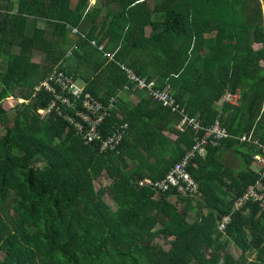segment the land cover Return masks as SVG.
<instances>
[{"label":"trees","instance_id":"16d2710c","mask_svg":"<svg viewBox=\"0 0 264 264\" xmlns=\"http://www.w3.org/2000/svg\"><path fill=\"white\" fill-rule=\"evenodd\" d=\"M92 39L137 74L169 87L204 123L220 115L234 136L254 130L264 140L259 0H0V264H264V211L257 202L234 211L225 233L218 228L235 196L259 176L251 168L256 148L232 137L194 158L189 171L200 184L197 199L139 185L144 177H163L191 147L193 132L178 130L180 116L134 84L121 93L127 73ZM55 66L81 78L102 101L118 95L102 128L108 133L129 123L118 150L101 152L55 111L38 114L51 98L46 91L33 98V89ZM237 91V105H217ZM11 95L29 99L13 106L12 122L3 105ZM133 96L140 99L134 106L123 100ZM134 146L145 152L140 161L152 166L150 174L126 169ZM228 147L244 161L236 177L210 155ZM104 172L111 181L98 187ZM226 172L238 191L217 184ZM155 230L168 239L167 250L146 241ZM231 242L241 250L237 258L219 253Z\"/></svg>","mask_w":264,"mask_h":264},{"label":"built area","instance_id":"2783aa9c","mask_svg":"<svg viewBox=\"0 0 264 264\" xmlns=\"http://www.w3.org/2000/svg\"><path fill=\"white\" fill-rule=\"evenodd\" d=\"M74 33H80L77 28H73ZM85 36V34H82ZM91 43L96 46L103 56L110 61L116 62L127 75L129 83L125 85L120 92L130 89V85L143 90L153 100L168 107L172 112L180 116L177 129L185 131L191 129L193 132V144L189 147L180 160L172 165L164 177L152 178L144 177L139 179L141 186L154 189L157 192L175 191L181 195L197 196L200 194V184L189 171V165L197 156H205L208 148L220 146L221 143L229 138L236 137L240 141L255 145L258 151L253 155L258 165L259 177L255 182L247 186L245 191L238 195L233 202L232 212L243 208L251 202H257L262 211H264V143L255 134L254 130L241 136H234L223 125L220 115L213 122L206 124L199 115L190 114L186 107L181 105L170 88H161L155 79H148L136 73V71L120 61L116 57V51L108 50L105 43H98L92 39ZM71 54V51L70 53ZM46 91L50 94V104L47 107L37 109L39 115L44 116L48 113L56 112L64 116L72 124L77 132L86 139L87 142H97L101 152L108 150H118L124 141L129 128L128 122L116 124L114 128L104 133L103 125L105 121L113 115L119 102L118 95H113L108 101H102L89 92L84 83H79L78 79L55 66L51 73L35 85L33 89V98ZM9 97H15L13 95ZM227 102L237 105L241 98L240 91L227 92L224 95ZM18 102H29V99L18 97ZM75 109L74 115L69 109ZM118 116L122 118L121 113ZM232 214H225L219 221V229L225 232L228 224L231 222Z\"/></svg>","mask_w":264,"mask_h":264},{"label":"crops","instance_id":"0c3cea01","mask_svg":"<svg viewBox=\"0 0 264 264\" xmlns=\"http://www.w3.org/2000/svg\"><path fill=\"white\" fill-rule=\"evenodd\" d=\"M91 1L96 3V0H91ZM151 30H152V27L151 26H147V34L148 35L151 33ZM255 44L256 43H254V46H255ZM257 44H260V43H257ZM133 97H134V99H123V100L125 101V103H128L131 106H134V105H136L139 102L140 99H138L135 96H133ZM119 100L121 101V99H119ZM224 102H227V101H226V98H224V96H223L217 102V105L218 106H222V104ZM228 103H230V102H228ZM119 113H121V112H119ZM147 114H148V111H147ZM176 127H177V125H176ZM135 132L138 133V131H134V133ZM173 137L175 138V136H173ZM144 155H145V152H140L137 149V147H135V146L132 147V149H130L129 156H126V160H127V165L125 166L126 169L127 170L136 171L137 173H140V174H150V172L153 171L152 170V166L149 167V166L141 163V161H140V159ZM210 155L212 156L213 159L215 157V160L217 158V161L219 163L218 166H220L221 170H224V169L228 168L229 173L230 172L233 173V177H236L238 175V173H240L242 171V169L244 168V161H243L240 153L236 150V148H229L228 147V148H223L221 150L219 149L217 152L211 151ZM251 168L253 170H255V171H258V166H256L255 163L251 164ZM209 169L213 170V164L212 165L209 164ZM215 171H217V166H216ZM229 173H227V172L226 173H222V174L220 173L221 177L223 178V181H221V182L218 181L217 184L222 183V187H223V185H230V186L232 185V187H230V186H228V187L230 189H233L234 192H236L240 188L238 187L237 184L231 183V179H230ZM182 206H183V203H180V207H182Z\"/></svg>","mask_w":264,"mask_h":264},{"label":"rangeland","instance_id":"374dc122","mask_svg":"<svg viewBox=\"0 0 264 264\" xmlns=\"http://www.w3.org/2000/svg\"><path fill=\"white\" fill-rule=\"evenodd\" d=\"M99 1V0H98ZM257 1L258 0H254V4H257ZM260 1V4H261V6H262V11H263V14H264V0H259ZM92 2V1H91ZM93 4H95V2H92ZM259 3V2H258ZM152 6V5H151ZM237 9L238 10H240V11H238V15L240 16V17H242V18H246V16H245V14H244V9H242L241 8V3H238L237 5ZM253 9H256V7H254ZM217 16H213L211 19H212V22H215V21H217ZM214 28H211V30H210V32L213 30ZM214 33H215V31L213 30V33H212V35H214ZM262 45L261 44H255V46H253L255 49H258V48H260ZM40 56H38V55H36L35 56V60H40ZM78 82L79 83H83V81H82V79L81 78H78ZM19 101V99H18V97H8V98H6L5 100H4V102H3V105L5 106V108L6 109H8V111H9V115H8V119H10V122H12V120H13V115H14V112L12 111V108H13V106L14 105H16L17 103H20V102H18ZM8 121V120H7ZM5 125V124H4ZM259 137V136H258ZM236 138V137H235ZM260 138V137H259ZM237 139H239V138H237ZM261 139V138H260ZM239 141H240V139H239ZM240 142H243V141H240ZM261 142H263L264 143V140H262L261 139ZM243 143H247V142H243ZM248 144H250V145H252V146H254L255 148H256V152L258 151V149H257V147L255 146V145H253V144H251V143H248ZM255 152V153H256ZM207 153H208V151H207ZM254 153V154H255ZM253 154V155H254ZM253 163H255L256 164V166H258L257 165V163L255 162V160H254V157H253ZM172 167V166H171ZM170 170V169H169ZM168 170V171H169ZM167 171V172H168ZM166 172V173H167ZM258 173H259V170L257 171ZM166 175V174H165ZM164 175V176H165ZM163 176V177H164ZM194 177V176H193ZM259 177V176H258ZM159 178H161V177H159ZM195 178V177H194ZM197 180V179H196ZM110 181H111V177L108 175V173L107 172H104L103 174H102V176L98 179V180H96V185L99 187V186H101V185H103V186H107L109 183H110ZM255 182V181H254ZM253 183V182H252ZM251 184V183H250ZM249 184V185H250ZM247 188V187H246ZM245 188V189H246ZM245 189L243 190V191H245ZM173 190H171V191H167V192H172ZM175 192V191H174ZM164 193V192H163ZM176 194H179V193H177L176 192ZM179 195H181V194H179ZM240 195V194H239ZM182 196H186V195H182ZM188 196H190V195H188ZM238 196V195H237ZM237 196H235V198L237 197ZM193 198H198L199 197V195H195V196H192ZM106 198H107V200L109 201V203L110 204H112V200L110 199V197L107 195L106 196ZM170 198H171V200H173V201H176V199H177V195H172V196H170ZM234 202V201H233ZM233 205V204H232ZM246 206V205H245ZM244 206V207H245ZM243 207V208H244ZM242 209V208H241ZM240 210V209H239ZM207 211V210H206ZM237 211V210H236ZM231 214L233 213L232 212V210H231V212H230ZM228 214V213H227ZM196 212H191V213H189V220H191V221H193L195 218H196ZM224 216V215H223ZM222 216V217H223ZM232 216V215H231ZM221 217V218H222ZM232 220V219H231ZM220 221V220H219ZM218 228H219V223H218ZM220 230V229H219ZM156 231L157 230H155V232H153V233H150L149 234V236L146 238V241H153V240H155V241H157V242H159L162 246H163V249L164 250H167L169 247H170V243H169V241H168V239H166V238H164V237H157V234H156ZM221 231V230H220ZM222 232V231H221ZM223 233H225V232H223ZM221 255H227V254H230L231 256H233L234 258H237L239 255H240V253H241V250L238 248V247H236V245L234 244V243H230L229 244V246H228V248L227 249H225V250H221L220 252H219Z\"/></svg>","mask_w":264,"mask_h":264}]
</instances>
